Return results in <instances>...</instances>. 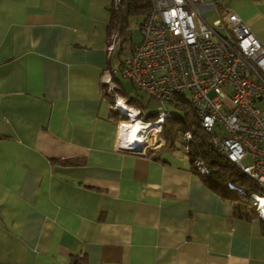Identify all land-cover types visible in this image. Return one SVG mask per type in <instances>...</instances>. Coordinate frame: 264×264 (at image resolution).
<instances>
[{"label":"crops","instance_id":"0c3cea01","mask_svg":"<svg viewBox=\"0 0 264 264\" xmlns=\"http://www.w3.org/2000/svg\"><path fill=\"white\" fill-rule=\"evenodd\" d=\"M205 1L264 42V0ZM111 2L0 0V264H264V221L185 148L120 142L139 41L109 31Z\"/></svg>","mask_w":264,"mask_h":264},{"label":"built area","instance_id":"2783aa9c","mask_svg":"<svg viewBox=\"0 0 264 264\" xmlns=\"http://www.w3.org/2000/svg\"><path fill=\"white\" fill-rule=\"evenodd\" d=\"M214 5L205 0H151L140 24L141 40L126 51L120 72L162 105L178 94L186 96L200 126L211 132L214 148L260 187L253 193L234 189L264 221V42L234 12L208 22L205 11ZM171 114L165 107L155 120H139L157 124L158 133ZM149 143L143 145L156 141Z\"/></svg>","mask_w":264,"mask_h":264},{"label":"trees","instance_id":"16d2710c","mask_svg":"<svg viewBox=\"0 0 264 264\" xmlns=\"http://www.w3.org/2000/svg\"><path fill=\"white\" fill-rule=\"evenodd\" d=\"M150 7L151 0H112L110 5L109 31L115 33L117 37L125 38V35H127L128 18L135 16L140 18L142 22ZM127 38L130 40L129 37ZM114 89L120 94L127 95V92L123 88ZM127 102L129 105L131 102L138 103L129 95ZM170 103L178 112H171V116L166 117L161 123V128L158 132V135L164 140L161 146L172 147L178 136H182L185 153L189 156L198 172V168L204 169V173L201 175L199 172V174L207 185L214 188L225 198L237 200L238 203L236 205L246 207L248 212H255V208L250 203L248 204L247 201L237 197L234 186L242 187L246 193H253L259 192L260 187L258 184L214 148L210 141L211 132L200 126L196 112L188 102L186 96L178 94ZM132 107L140 110L138 105ZM149 115L152 114H144V121L155 120L157 112L153 118H148ZM120 116L123 117V115ZM186 134H190V138H187ZM196 161L199 162L200 167L195 164Z\"/></svg>","mask_w":264,"mask_h":264},{"label":"rangeland","instance_id":"374dc122","mask_svg":"<svg viewBox=\"0 0 264 264\" xmlns=\"http://www.w3.org/2000/svg\"><path fill=\"white\" fill-rule=\"evenodd\" d=\"M211 19H212V17H208L209 21ZM138 22H139V19L136 18L135 16H133L129 19V25H128L127 31H128L129 36L131 37L132 42L140 41L141 37H142ZM128 47L129 46H125V48H128ZM116 61H117V59H115V57H114L112 60V65H114ZM115 75L119 79L120 84L123 87V89H125V91L127 92V95H129L130 97H133L134 100H136L139 103V104L135 103V102L130 103V105H132V106L138 105V107L142 111L141 116L138 115L139 116L138 119H140V120L142 119V121H144V114H149V113L152 115H149L148 118H153L157 111L164 110L165 107H167L168 110L172 113L178 112V110L173 108V106L170 102H168V101L164 102V104L162 105V104L158 103L157 101L150 99L149 96L146 93H144L143 91L136 89V87L130 82L129 79H127L121 75V72L119 69L116 70ZM115 101H117V100H115ZM116 104H117V102H116ZM119 117L128 122V118H126L125 116H123V117L119 116ZM153 128H156V126L151 124L150 128L147 129L148 133L149 132L152 133L151 131ZM154 138H157V133H156V136ZM173 148L177 152H179L180 154L184 155V145H183L182 136H178V138L174 141ZM247 161H249L247 158L243 160V162H247ZM245 204H247V203H245Z\"/></svg>","mask_w":264,"mask_h":264},{"label":"bare ground","instance_id":"6f19581e","mask_svg":"<svg viewBox=\"0 0 264 264\" xmlns=\"http://www.w3.org/2000/svg\"><path fill=\"white\" fill-rule=\"evenodd\" d=\"M117 104L118 106H120L123 110H126L125 104L124 102L117 100ZM127 111V110H126ZM130 117L132 118V121H128L127 123L123 124L122 126V136H121V141L124 143H128V142H134L137 144H145L147 142H150L149 144H153L152 139H150V132L147 134L145 133L147 131L148 128H150L151 123L149 124H142L141 121H139L138 119H136L138 113L136 111L133 110H128ZM156 126V128L152 129V133L153 131H156L158 129V125L157 124H153ZM154 134V133H153ZM119 142V143H120ZM262 200H260L261 202Z\"/></svg>","mask_w":264,"mask_h":264},{"label":"water","instance_id":"95a60500","mask_svg":"<svg viewBox=\"0 0 264 264\" xmlns=\"http://www.w3.org/2000/svg\"><path fill=\"white\" fill-rule=\"evenodd\" d=\"M138 116V115H137ZM136 146H139V145H136Z\"/></svg>","mask_w":264,"mask_h":264}]
</instances>
